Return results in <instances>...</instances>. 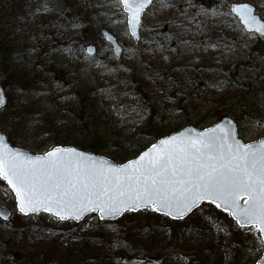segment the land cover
<instances>
[{
  "label": "rangeland",
  "instance_id": "rangeland-1",
  "mask_svg": "<svg viewBox=\"0 0 264 264\" xmlns=\"http://www.w3.org/2000/svg\"><path fill=\"white\" fill-rule=\"evenodd\" d=\"M243 3L252 5L255 8V13L264 19V0H228L229 6L230 4ZM98 4L106 5V0H72L63 14L53 11L50 6L47 13L37 10L32 13L27 11L23 14L24 18L17 17V20L9 24L1 34L16 48L27 53L26 56L14 60L13 67H19L26 73L34 71L48 76V80L52 84L51 91L47 94L48 98H38V105L51 119L52 126L57 127V131L62 128L59 113L64 112L63 114L70 115L74 109L72 103L75 99L72 92H76V89L83 84V81L77 80V83L73 81L67 86L68 82L65 85L62 81L63 75L69 74L72 71L71 67L74 68L77 65L81 67L87 62L90 57L84 54L86 45L96 46V53L92 57L99 62L96 65L103 68L115 61L114 64L121 67L126 63V59H130V56L133 55L134 48L136 49L138 46L142 51L147 47V33L160 15L165 13L168 19L172 20L171 13H173L177 17L173 22L185 21L186 23L185 16L179 15L175 8L169 13V11L165 10L166 12H164L156 6L154 16L148 14L143 17L144 28L140 29V41L134 43L128 34L126 23L122 22L124 16L121 11L108 6L97 7ZM176 4L181 8L185 6L184 0H176ZM7 6L5 4L1 6V10L5 13L9 11ZM192 10H195V7L188 9V16H191ZM148 11L151 13L153 9ZM196 12L193 11V13ZM201 16L205 15L201 14ZM218 18L220 19V17ZM216 20L217 18L213 17V21ZM73 23L78 24L79 27H72ZM105 31L113 34L123 48L124 52L120 58L116 59L110 46L97 36L99 33L103 37ZM178 34L183 33H176L175 36ZM230 36L231 38L222 43L219 48H210L206 51L191 48V46L176 47L175 53L163 49L162 52H156V56L161 61L159 58L153 60L150 57L155 54L149 53L146 55L145 61L135 67V71L141 73L145 67H149L148 64L155 65L151 66V69L158 67L166 69L171 65L176 66L178 82L182 83L184 87L187 86L188 94L191 91L189 86L202 81L197 79L199 75L195 72L196 68L209 65L206 74L201 72L207 78L206 81L200 82V91L195 90V95H192L197 100L185 107V110L176 109L177 100L173 102L164 100V97H167L172 91L171 88H168L164 89L162 94H150L153 96L149 100L142 97L145 107H153V110L150 111L153 118H149L146 113L140 120L136 112L132 111L133 108L138 109V106L137 103H131L130 86L125 83L124 77L119 71L115 72L114 67L109 72L104 69L105 72L94 74L91 82L93 80L96 82V86L103 93L104 106L118 116V126L120 129H126L128 134H138L141 130L144 131L143 128L151 120L152 124L162 122V125L167 127L169 133L161 138L187 126H194V123L203 117L206 119L204 128H208L225 116L222 113L213 117L215 112L233 107L236 112L226 117H230L235 122L241 140L245 143L254 142L264 137V40L258 35L250 37L241 30L231 32ZM181 41H178V44ZM188 41L193 45L197 44L193 40ZM227 44L232 45L231 52L224 48L223 45ZM66 49H72L74 54L65 51ZM158 62V67H156ZM127 63L129 68L134 69V65L130 61ZM231 67L236 69L238 77L244 78L243 85L247 83L246 86L234 88L231 84L235 83H230L229 87H219L216 79H231L234 71L230 70ZM68 79L73 80V76ZM213 79L215 80L213 81ZM1 81L2 78H0V83ZM237 81L242 80L237 79ZM212 82L215 86H211ZM200 92L199 97L197 94ZM169 97L171 98V95ZM50 105L54 106L53 109ZM182 107L184 106L182 105ZM33 123L29 124V128L23 130L12 144L19 150L42 155L55 145L50 139H46L42 132L48 123L39 119H35ZM0 131L6 136L8 135V131L3 128ZM157 140L153 136L138 140L139 144L145 146L144 149L137 151L139 152L137 155L136 153L129 155L125 162L138 156ZM115 152L102 151L96 155L111 160L109 154L120 155L117 151ZM113 162L118 165L123 164L119 160ZM0 205L11 212L9 223L0 222V264H17L12 252L24 247L30 250L38 243L41 246V241L45 242V237L49 233L47 230L40 236L30 235L26 240H22L19 234L11 230V222L16 217L19 216L21 223L27 224L33 229L42 222L55 229L72 223L70 221L61 222L46 213L22 216L16 209L13 194L2 180H0ZM149 222L155 223L154 231H146L145 225ZM78 224L81 225L80 231L84 236L91 237L96 234L102 238L90 242L91 249L97 250L99 257L87 261L85 255L88 251L79 246L80 242L84 243L83 240L76 241L68 248L63 246L72 253L71 258L65 264L109 263L107 260L105 261L104 256L107 250L105 244L107 241L109 249L118 255V259L110 264H257L264 252V247L260 246L258 242L259 238L255 229L249 230V228L237 226L227 214L206 203L201 204L182 221L170 220L152 210H142L136 213L127 212L114 221H100L96 213H91ZM139 229L141 232L138 234Z\"/></svg>",
  "mask_w": 264,
  "mask_h": 264
},
{
  "label": "snow or ice",
  "instance_id": "snow-or-ice-1",
  "mask_svg": "<svg viewBox=\"0 0 264 264\" xmlns=\"http://www.w3.org/2000/svg\"><path fill=\"white\" fill-rule=\"evenodd\" d=\"M49 4L56 7L54 0H38L37 11L47 13ZM184 4L181 8L175 0H106V5L97 7L119 9L124 16L122 22L137 40L139 30L144 28L143 17L154 16L156 6L160 10L175 8L186 18V23L181 21L176 26L192 31L195 25L196 34L206 29V24L197 19L203 14L224 18L220 22L226 27L238 21L242 32L264 38V19L254 15L248 4L231 5L226 10L224 0L210 9L193 0H184ZM193 7L198 11L188 16V9ZM72 27L79 25L73 23ZM172 38L170 34L165 36L166 41ZM222 39L203 45L182 40L181 47H203L206 51L219 48ZM146 42L156 43L160 50L164 48L159 41ZM223 46L228 52L233 50L231 44ZM65 51L73 53L72 49ZM90 62L99 63L94 58ZM3 104L0 92V106ZM132 111L142 120L146 109ZM0 180L6 181L15 194L20 214L46 212L59 221H79L89 212H98L103 219L140 208L183 219L201 202L208 201L229 213L239 227L255 229L264 247V138L243 143L231 120L200 132L186 130L168 135L122 165L58 145L42 155H29L8 147L0 136ZM0 217L9 219L6 209H0Z\"/></svg>",
  "mask_w": 264,
  "mask_h": 264
},
{
  "label": "trees",
  "instance_id": "trees-1",
  "mask_svg": "<svg viewBox=\"0 0 264 264\" xmlns=\"http://www.w3.org/2000/svg\"><path fill=\"white\" fill-rule=\"evenodd\" d=\"M205 1L208 0H204V2ZM70 2H72V0H54L56 7L54 8L52 4H49V6L53 11L63 14L64 11L67 10ZM37 3L38 0H12L7 2L6 0H0V35L3 33L4 29L9 26V24H11L14 20H17V17H23V14L27 11H30V13L35 12L37 10ZM211 3L212 5H215V2L212 0ZM4 4L8 5L7 10L9 11L6 13L1 10V6ZM170 11H173V9ZM173 21L174 19H168L165 13L160 15L157 22L153 24L154 26L151 29L154 31L150 30L149 33H147V41H159L160 44L164 45L163 49L167 52L175 53L176 47H181V43L178 44V41L180 40H193V42L203 45L209 42L216 43L218 37H223L220 41L222 44V42L224 43V41L231 38V32L240 31V26H238L237 22L236 25L227 27V33H221V25L218 23L219 27H214L212 29V33L196 34L192 31L186 30L185 27H177L176 24L181 21L177 23ZM176 33L183 34L175 36ZM169 34L173 38L170 41H166L165 36ZM97 36L101 41H103L101 34L97 33ZM184 37L186 38L184 39ZM146 43L147 47H145L142 51L138 46L136 49L134 48L133 55L130 56V59H126V63L121 67L116 66L114 64L115 61H112L110 65L102 68V66H98L96 63L90 62V58L81 67L78 65L74 68L71 67L72 71L69 74L63 75L64 78L62 81L65 85L68 82L67 86H69L73 81H76L77 83V80H80L81 82L83 81V84L76 89V92H72L75 99L72 103L74 109L70 115H65L63 114L64 112L59 113L62 128L57 131V127L52 126L51 119L47 114H45V111L41 108V106L38 105V98H48L47 94L51 91L52 84H50L48 76L43 73H35L34 71L26 73L19 67H13L14 63L12 62L20 57L26 56L27 53L22 49L16 48L11 41H7L1 35L0 78H2L1 85L4 89H6L7 104L0 111V130L3 128L8 131L7 138L12 144L23 130H27L29 128V124H32L35 119H39L42 120V122L48 123V126L43 129L42 132L44 137L46 139H50L55 146H73L82 151H88L95 154L102 151H112L114 153L117 151L120 155L113 153L109 154L111 160H119L124 163L129 155L135 153L137 155L139 153L137 151L144 149L145 146L143 144H139L140 140H143L148 136H153V138L159 139L163 135L169 133V131L166 126L162 125V122L152 124V120L148 122L146 127L143 128L144 131L141 130L138 134L131 135L127 133L126 129H120L118 126V116L104 106L103 93L96 86V82L94 80L91 82L93 75H97V73L101 71L105 72L103 71L104 69L106 72H109V70L114 67L115 72L119 71V73H121L124 77L125 83L130 86L132 92L130 97L131 103H137L138 109H146L144 115L148 113L149 118H153V115L150 112L153 110V107H145L143 104V98H147V100H149L151 96H153L150 94L153 93L154 95H159L164 92V89L171 88V93L167 95V97H164V100L167 102L177 100L176 109L185 110V107L190 106L191 103L197 100L192 95L195 90L200 91V82L206 81L207 79L203 73L206 74V69L209 68V65L196 68L197 70L195 72L199 75L197 79L202 81L194 83L191 87L189 86L191 91L187 94V86H185V88L182 83L178 82L177 72L175 71L177 68L176 66L171 65L170 67L164 69L158 67V62L156 64V67L158 68L151 69V66L154 67L155 65L148 64L149 67H145L141 73H137L135 71V67L140 66L145 61L147 54H155L150 57L155 60V58H159L156 56V52H162L156 43ZM84 44L87 43L84 42ZM248 48L250 49V47ZM172 49H174V51H172ZM199 49L203 50L204 48L200 47ZM129 61L134 65V69L129 68L127 63ZM159 61H161L160 58ZM233 68L234 67L230 68V70H234L232 72L231 79H216L219 87H229L230 83H235L231 84L234 88L244 87L247 85V83H244L243 85V82H245L244 78L238 77V72H236V69ZM70 76H73V80L68 79ZM237 79H241L242 81H237ZM214 80L215 79H213V81ZM213 85L214 82L211 83V86ZM200 94L201 92L197 95L200 97ZM170 95L171 98L169 97ZM182 105L184 107H182ZM50 106L51 109H53L54 106ZM233 112H236L234 108L229 107L222 109L221 112H215L213 117H217L218 114L221 115L222 113L225 115L224 117H226ZM69 116L70 119L74 120L71 121L68 119ZM42 117H45V119H42ZM205 123L206 119L203 117L198 119L196 123H194L193 127L196 129H203ZM19 219V216L16 217V219H13L14 221L11 222V230L19 234L22 240H26L30 235L40 236L43 234L42 232L47 230L49 233L45 237L46 241H41V246L39 245L40 243H38L30 250L24 247L18 251L15 250L12 252L11 254H13L14 260L17 264H65L67 260L71 258L72 254L70 250H66L65 248H68L70 244L81 240H83L84 243L80 242L81 244L79 246L84 247L83 250L88 251L85 255L87 261L99 257L97 250L91 249L90 242L94 241V239L98 240L101 237L96 236V234L91 237L84 236L80 231L81 225L79 224L68 223L66 225L64 224L65 226L59 229H55L54 227H51L50 225L48 226L46 223L42 222L41 224L36 225L33 229L31 226L21 223V220ZM154 225V222L147 223L145 225L146 231H154ZM141 229H139L138 234L141 232ZM105 244L107 248L104 254L105 261L107 260L109 262H105V264H110V262L118 259V255L109 249L108 241L105 242ZM63 246H65V248Z\"/></svg>",
  "mask_w": 264,
  "mask_h": 264
},
{
  "label": "water",
  "instance_id": "water-1",
  "mask_svg": "<svg viewBox=\"0 0 264 264\" xmlns=\"http://www.w3.org/2000/svg\"><path fill=\"white\" fill-rule=\"evenodd\" d=\"M243 4H247V3H243ZM231 5H235V4H231ZM230 5V6H231ZM251 8H252V10H253V14L254 15H256L255 14V8L252 6V5H250V4H248ZM258 18H260L258 15H256ZM242 27V26H241ZM128 31V30H127ZM140 31V30H139ZM128 34H129V36L132 38V40H133V42L134 43H137L139 40H137L135 37H133V36H131V34H130V32H128ZM139 34V37H140V33H138ZM111 37V39H109L108 37ZM103 38H104V41L111 47V50H112V54L114 55V57L115 58H119L121 55H122V53H123V49H122V47L119 45V43H118V41H117V39L115 38V36L113 35V34H111L110 32H108V31H105V32H103ZM262 39H264V38H262ZM89 47H91L92 49H94V51H92L91 53H89V52H87L86 51V49H88ZM84 52H85V54L88 56V57H92V56H94L95 55V53H96V48H95V46H93V45H88V46H86L85 47V50H84ZM0 92H2L3 93V97H4V104H3V106H0V110L1 109H3V107L6 105V102H7V97H6V93H5V89L2 87V85H1V83H0ZM229 120H231L232 122H233V124L235 125V130H236V133H237V127H236V124L234 123V121L230 118V117H224V118H222L219 122H217V123H222V122H227V121H229ZM216 123V124H217ZM214 126V125H213ZM213 126H211V127H213ZM227 126V125H226ZM211 127H209V128H211ZM206 129V128H205ZM186 130H192V131H195V132H200V131H203L204 129H202V130H199V129H196V128H194L193 126H187V127H185V128H183V129H181L180 131H178V132H175V133H172V134H170V135H174V134H177V133H180V132H184V131H186ZM0 136H3L4 138H5V142H6V144L8 145V147H10V148H12V149H14V150H17V151H20V152H23V153H27V154H29V155H34V156H38V155H35V154H31V153H28V152H25V151H22V150H19V149H17V148H15V147H13L10 143H9V141H8V139H7V136L5 135V134H3L1 131H0ZM237 137H238V134H237ZM164 138V137H163ZM239 138V137H238ZM261 138H264V137H261ZM261 138H259L257 141H259ZM162 139V138H161ZM240 139V138H239ZM160 140V139H159ZM158 140V141H159ZM241 140V139H240ZM157 141V142H158ZM242 141V140H241ZM257 141H254V142H257ZM157 142H155V143H157ZM243 142V141H242ZM243 143H245V142H243ZM250 143H252V142H250ZM61 147H65V148H75V147H73V146H61ZM150 147V146H149ZM148 147V148H149ZM75 149H77L78 151H82V150H80V149H78V148H75ZM147 149H145L144 151H146ZM82 152H85V153H88V154H90L91 156H93V157H95L97 160H105V161H107V162H109L110 164H115V165H118V164H116V163H114L113 161H111V160H109V159H107V158H105V157H102V156H99V155H96L95 153H91V152H88V151H82ZM139 156V155H138ZM137 157V156H136ZM135 157V158H136ZM134 159V158H133ZM126 163V162H125ZM124 164V163H123ZM122 165V164H121ZM3 181V180H2ZM5 182V184L7 185V182L6 181H4ZM7 187H8V185H7ZM9 188V187H8ZM9 190L11 191V189L9 188ZM11 193L13 194V196H14V199H15V194L11 191ZM203 203H206V204H209V205H212V206H214V207H216L214 204H211L210 202H208V201H203V202H201L200 203V205L201 204H203ZM241 203H243V201H241ZM15 205H16V201H15ZM199 205V206H200ZM198 206V207H199ZM197 207V208H198ZM197 208H195V209H193V211L194 210H196ZM0 209H6L7 210V214H8V216H9V219L7 220V221H5L4 219H3V217H0V222H2V223H9V221H10V218H11V212L7 209V208H5V207H3V206H1L0 205ZM218 209V208H217ZM142 210H145V211H148V210H151L150 208L149 209H144V208H140V209H138V210H126V211H123L121 214H119V215H117V216H105L103 219H101L100 218V215H99V213L98 212H89V213H86L79 221H75V220H71V219H69V220H67V221H70V222H73V223H80V222H82L83 221V219L87 216V215H89V214H91V213H96L97 214V216H98V219L100 220V221H114V220H117V219H119L123 214H125V213H127V212H130V213H136V212H138V211H142ZM220 212H222V213H224V214H227L235 223H236V225L238 226V224H237V222H236V220L235 219H233V217L229 214V213H226V212H224L222 209H218ZM18 211V210H17ZM192 211V212H193ZM192 212H190V213H188L183 219H173L172 217H169V216H166L165 214H163V213H158V212H155L156 214H159V215H163V216H166V217H168L170 220H173V221H182V220H184L185 218H187ZM40 213H46V212H40ZM40 213H32V214H29V215H38V214H40ZM46 214H50V213H46ZM22 215V214H21ZM50 215H52V214H50ZM22 216H24V215H22ZM53 217H55L54 215H52ZM56 218V217H55ZM58 219V218H57ZM67 221H61V222H67ZM245 228H249V227H245ZM262 257H264V252H263V254H262V256H261V259L258 261L259 262V264H264V259H262ZM258 262H257V264H258Z\"/></svg>",
  "mask_w": 264,
  "mask_h": 264
},
{
  "label": "flooded vegetation",
  "instance_id": "flooded-vegetation-1",
  "mask_svg": "<svg viewBox=\"0 0 264 264\" xmlns=\"http://www.w3.org/2000/svg\"><path fill=\"white\" fill-rule=\"evenodd\" d=\"M208 1H210V2H208ZM208 1H205L204 2V0H202V1L201 0H193V3L196 4V5L203 6L204 8L210 9V8H213L218 3L221 2V0H212L213 2H215V5H212L211 0H208ZM228 7H229L228 0H224V9L226 10ZM149 9H151V7ZM166 11H169V13H170V10H166ZM193 11H198V8L195 7V10H192L191 11V16L195 14V13H193ZM164 12H165V10H164ZM171 16H172L173 19L177 18L176 16H174L173 13H171ZM216 18H217V20L216 21H213V17H211V16H204V17L201 16V15L197 16V19L198 20L203 21L206 24V29L204 31H202L201 33H212V29L214 27L215 28H218V23H220V25H221V33H227V27L225 26V23H221L220 22V20H222L224 18H222V17H220V19L218 17H216ZM192 27L194 28L192 30V32L193 33H196L195 32V25H193ZM225 42L226 41H224V43Z\"/></svg>",
  "mask_w": 264,
  "mask_h": 264
},
{
  "label": "bare ground",
  "instance_id": "bare-ground-1",
  "mask_svg": "<svg viewBox=\"0 0 264 264\" xmlns=\"http://www.w3.org/2000/svg\"><path fill=\"white\" fill-rule=\"evenodd\" d=\"M84 50H85V48H84ZM216 208V207H215ZM217 209V208H216ZM231 219V218H230ZM232 220V219H231Z\"/></svg>",
  "mask_w": 264,
  "mask_h": 264
}]
</instances>
